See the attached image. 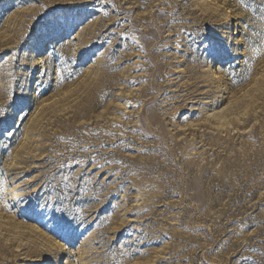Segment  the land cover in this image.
<instances>
[{
	"label": "rangeland",
	"instance_id": "rangeland-1",
	"mask_svg": "<svg viewBox=\"0 0 264 264\" xmlns=\"http://www.w3.org/2000/svg\"><path fill=\"white\" fill-rule=\"evenodd\" d=\"M0 264H264V0H0Z\"/></svg>",
	"mask_w": 264,
	"mask_h": 264
}]
</instances>
